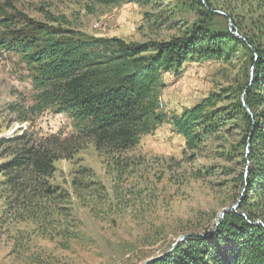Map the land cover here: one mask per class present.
I'll list each match as a JSON object with an SVG mask.
<instances>
[{
    "label": "rangeland",
    "instance_id": "1",
    "mask_svg": "<svg viewBox=\"0 0 264 264\" xmlns=\"http://www.w3.org/2000/svg\"><path fill=\"white\" fill-rule=\"evenodd\" d=\"M196 1L0 0V37L43 24L78 39L151 46L198 24L247 45L229 43L228 61H186L160 73L155 114L162 121L118 156L128 166L121 172L71 118L32 109L39 92L26 63L0 49V165L32 146L67 155L54 162L53 216L40 223L11 214L15 195L0 168V264H141L171 252L181 236L211 229L236 204L249 165L240 103L253 87L250 42L264 46V0H209L207 16ZM194 106L213 132L199 125L202 140L190 148L172 118Z\"/></svg>",
    "mask_w": 264,
    "mask_h": 264
},
{
    "label": "trees",
    "instance_id": "2",
    "mask_svg": "<svg viewBox=\"0 0 264 264\" xmlns=\"http://www.w3.org/2000/svg\"><path fill=\"white\" fill-rule=\"evenodd\" d=\"M196 2L206 16L212 15L209 0ZM3 26L9 27L7 20ZM29 27L0 37V49L19 54L26 63L39 92L32 109L49 108L71 118L119 172L128 166H119L118 156L137 146L141 135L162 121L155 114L161 72L178 70L186 61H228L229 43L247 48L233 32L217 33L198 24L183 36L151 46L117 39H78L43 24ZM250 45L256 53L253 87L245 91L240 103L248 129L244 154L249 165L240 175V200L236 199L237 206L225 213L214 230L213 226L188 234L171 252L149 264H264V109L255 111L264 103V46ZM207 120L202 107L194 106L172 118V125L186 145L194 148L202 140L195 131L199 125L205 133L213 132ZM65 156L32 146L1 163L3 183L15 195L13 205L8 203L11 214L39 223L53 216L54 190L49 179L55 172L54 162ZM68 195L65 204L70 203Z\"/></svg>",
    "mask_w": 264,
    "mask_h": 264
},
{
    "label": "water",
    "instance_id": "3",
    "mask_svg": "<svg viewBox=\"0 0 264 264\" xmlns=\"http://www.w3.org/2000/svg\"><path fill=\"white\" fill-rule=\"evenodd\" d=\"M242 101H243V97H242ZM243 102H244V101H243ZM247 110H248V109H247ZM249 113H250V112H249ZM250 114H251V113H250ZM236 206H237V203H236L235 205H233L231 208L222 209V210L218 213V215H217V217H216V219H215V222H214V228H213V230H214V229H215V228L221 223V221H222V219H223L225 213L228 212V211H230L231 209H234ZM213 230L210 231L209 233H212ZM209 233H207V234H209ZM199 235L202 236L203 234H199ZM186 236H187V235H183V236H181V237L176 241V243L174 244V247H175L178 243H180L184 238H186ZM161 256H162V255H159V256H156V257L148 258V259H146L145 261H143L141 264H149V263H151V262L157 260V259L160 258Z\"/></svg>",
    "mask_w": 264,
    "mask_h": 264
}]
</instances>
